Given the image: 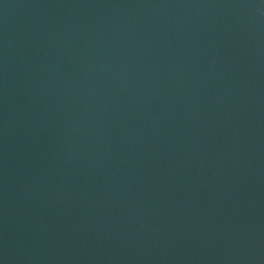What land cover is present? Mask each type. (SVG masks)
I'll use <instances>...</instances> for the list:
<instances>
[{
    "label": "water",
    "instance_id": "water-1",
    "mask_svg": "<svg viewBox=\"0 0 264 264\" xmlns=\"http://www.w3.org/2000/svg\"><path fill=\"white\" fill-rule=\"evenodd\" d=\"M0 264H264V0H0Z\"/></svg>",
    "mask_w": 264,
    "mask_h": 264
}]
</instances>
